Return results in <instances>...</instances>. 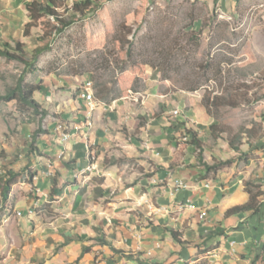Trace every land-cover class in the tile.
Wrapping results in <instances>:
<instances>
[{
  "label": "crops",
  "instance_id": "0c3cea01",
  "mask_svg": "<svg viewBox=\"0 0 264 264\" xmlns=\"http://www.w3.org/2000/svg\"><path fill=\"white\" fill-rule=\"evenodd\" d=\"M30 1L0 0V35L29 22ZM204 2L227 12L239 0ZM83 83L65 113L71 123H59L70 138L57 126L41 156L32 152L25 155L31 160L7 165L22 171L9 218L27 236L31 258L43 264H264V161L256 173L236 174L233 166L206 173L205 163L238 152L205 151L191 142L187 128L200 121L188 95L149 87L110 101L96 92L90 112L78 94ZM257 190L255 207L228 212Z\"/></svg>",
  "mask_w": 264,
  "mask_h": 264
},
{
  "label": "rangeland",
  "instance_id": "374dc122",
  "mask_svg": "<svg viewBox=\"0 0 264 264\" xmlns=\"http://www.w3.org/2000/svg\"><path fill=\"white\" fill-rule=\"evenodd\" d=\"M66 2L72 6V0ZM5 41L24 43L31 64L0 55V96L21 81L41 90L34 94L38 110L19 98L0 99V171L31 160L26 146H34L35 159L40 149L46 152L44 142L49 134L57 136V126L64 137L69 133L59 123H71L65 113L82 82L94 84V93L103 86L110 101L149 87L172 97L185 93L197 106L193 119L200 121L187 129L201 131L203 150L226 152L228 141L240 148L221 169L233 166L236 174L262 169L264 0H239L227 12L204 0H101L59 34L43 20L27 32L23 26L0 35V46ZM209 96L217 104L204 121L200 101ZM16 208L13 201L0 209V264H43L31 258L27 236L10 223Z\"/></svg>",
  "mask_w": 264,
  "mask_h": 264
},
{
  "label": "trees",
  "instance_id": "16d2710c",
  "mask_svg": "<svg viewBox=\"0 0 264 264\" xmlns=\"http://www.w3.org/2000/svg\"><path fill=\"white\" fill-rule=\"evenodd\" d=\"M101 0H74L72 6L65 5L61 0H48L44 2L42 0H32L25 4L26 9L29 13L30 21L24 25V30L29 29L31 26L35 25V22L38 21H48L52 22L54 27V33L59 34L63 32L65 29L70 27L72 24L76 22L78 18L84 17L88 15L91 11H94L97 5ZM27 34V33H26ZM45 47L38 48L36 51V55L32 57V61L36 59L37 55L40 54ZM0 55L6 57L9 60H20L24 61L27 64L29 63V59L26 57V49L25 45L22 42H16L15 45H12L10 42L5 41L3 46H0ZM37 90H41V87L28 85L19 82L15 88H10L6 94L1 95L0 99L5 100H13L19 98L21 102L25 105L33 108L34 110H38L40 105L35 99V92ZM193 90H197L194 88ZM95 94V93H94ZM97 94L104 97L103 86H100L97 89ZM218 98V97H217ZM206 110H210L213 105L217 104L216 96L214 97H206L203 99ZM209 113V112H208ZM212 127H216L215 124ZM188 133L193 135L191 142L197 147L201 146V142L197 139L198 134L196 131L187 129ZM229 145L232 149L236 151H240L239 146L235 145L233 141H228ZM34 146H26L24 154H30L33 152ZM17 159V156L15 160ZM12 160V159H11ZM13 162V161H12ZM231 159L225 161H215L212 164L205 163L206 173L216 172L222 168L225 163H231ZM22 181V171L15 170L13 168H9L7 170L0 171V209L8 207L9 202H13L15 200L14 197V189L16 184ZM250 196V200L247 204L236 206L232 208L228 212H234L242 209H251L256 205V197L261 194V191H252ZM88 249H84L83 253Z\"/></svg>",
  "mask_w": 264,
  "mask_h": 264
},
{
  "label": "built area",
  "instance_id": "2783aa9c",
  "mask_svg": "<svg viewBox=\"0 0 264 264\" xmlns=\"http://www.w3.org/2000/svg\"><path fill=\"white\" fill-rule=\"evenodd\" d=\"M94 84L92 85H85V82L83 83V97L82 99H84L87 103H88V107H89V111H93L96 106L97 103H95L94 101ZM61 131H63V128L60 129ZM264 171V169H263ZM264 173V172H263ZM179 182H176V185L178 186Z\"/></svg>",
  "mask_w": 264,
  "mask_h": 264
},
{
  "label": "bare ground",
  "instance_id": "6f19581e",
  "mask_svg": "<svg viewBox=\"0 0 264 264\" xmlns=\"http://www.w3.org/2000/svg\"><path fill=\"white\" fill-rule=\"evenodd\" d=\"M78 94H79L80 98H82V97H83V89H81V90L78 92ZM94 101H95V103H97V100H96V96H95V94H94ZM99 104H100V103H99ZM92 114H93V113H92ZM85 121H86V120H85ZM70 136H71L70 133H66L65 138L68 139V138H70ZM202 216H203V214H202Z\"/></svg>",
  "mask_w": 264,
  "mask_h": 264
}]
</instances>
